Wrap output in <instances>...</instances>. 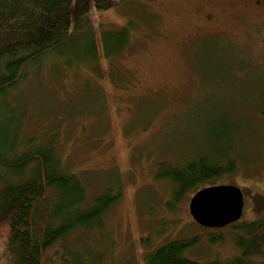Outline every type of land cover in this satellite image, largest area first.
<instances>
[{"label": "rangeland", "instance_id": "1", "mask_svg": "<svg viewBox=\"0 0 264 264\" xmlns=\"http://www.w3.org/2000/svg\"><path fill=\"white\" fill-rule=\"evenodd\" d=\"M255 1L124 0L93 9L96 30L128 27L129 46L110 59L99 50L95 63L66 66L50 56L15 88L25 129L52 139L88 198L107 186L120 191L100 228L67 238L84 258H68L58 242L47 251L53 264H143L148 247L138 239L146 235L153 244L198 236L186 253L197 261L237 252L238 230L199 225L191 195L167 208L169 184L155 165L227 152L234 170L208 182L241 189L240 222L264 214V8ZM214 231L222 241H208ZM6 237L0 227V257ZM256 259L264 264V255Z\"/></svg>", "mask_w": 264, "mask_h": 264}, {"label": "trees", "instance_id": "2", "mask_svg": "<svg viewBox=\"0 0 264 264\" xmlns=\"http://www.w3.org/2000/svg\"><path fill=\"white\" fill-rule=\"evenodd\" d=\"M123 1L0 0V227L7 231L1 264H53L47 251L58 242L69 255L62 258H84L69 251L67 238L78 229L100 228L119 198L120 191L109 186L88 198L87 183L62 166L52 139L41 141L25 129L24 106L15 103L13 93L50 56L70 66L95 63L99 50L105 59L122 53L129 46L128 27L96 30L91 15L93 9H109ZM66 52L72 59L60 58ZM226 153L218 158L199 153L182 164L158 161L155 177L169 184L167 208L233 171L235 161ZM241 218L229 224L239 232L237 252L230 257L189 258L186 253L196 244V235L159 244L146 235L138 239L148 247L143 264H259L252 256L264 255V214L245 222ZM206 234L210 243L223 240L221 232Z\"/></svg>", "mask_w": 264, "mask_h": 264}, {"label": "water", "instance_id": "3", "mask_svg": "<svg viewBox=\"0 0 264 264\" xmlns=\"http://www.w3.org/2000/svg\"><path fill=\"white\" fill-rule=\"evenodd\" d=\"M244 207L241 189L231 184H213L197 189L188 202L195 222L207 228H222L239 220Z\"/></svg>", "mask_w": 264, "mask_h": 264}, {"label": "flooded vegetation", "instance_id": "4", "mask_svg": "<svg viewBox=\"0 0 264 264\" xmlns=\"http://www.w3.org/2000/svg\"><path fill=\"white\" fill-rule=\"evenodd\" d=\"M256 6L259 7V8H264V0H256ZM258 4V5H257ZM207 17H209V15H206Z\"/></svg>", "mask_w": 264, "mask_h": 264}]
</instances>
